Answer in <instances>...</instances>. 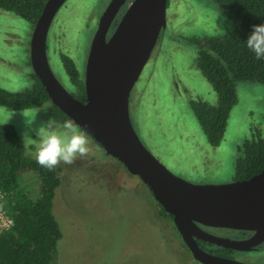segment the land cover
Masks as SVG:
<instances>
[{
	"label": "rangeland",
	"instance_id": "374dc122",
	"mask_svg": "<svg viewBox=\"0 0 264 264\" xmlns=\"http://www.w3.org/2000/svg\"><path fill=\"white\" fill-rule=\"evenodd\" d=\"M107 1L65 0L52 19L47 57L69 91L75 88L60 54L72 58L82 76L96 20ZM32 26L0 8V86L5 89L21 91L34 83L29 63ZM233 27L215 0H168L166 26L131 90L129 112L139 138L172 173L193 184L235 180V159L243 140L255 129L264 137L263 83L235 81L236 102L217 145L207 141L190 105L192 99L216 103L215 91L195 66L196 48L190 38L221 35ZM33 107L45 111L37 114V124L42 120L62 123L50 117L44 105ZM21 110L0 105V123H4L3 113L17 112L5 123L14 126L31 156L36 137L21 135ZM85 135L90 152L71 164L56 165L59 183L52 213L61 237L53 264H199L183 248L172 218L161 214L147 186ZM19 179L25 192L38 190L34 171H22ZM233 257L264 264V242L256 250L234 252Z\"/></svg>",
	"mask_w": 264,
	"mask_h": 264
},
{
	"label": "water",
	"instance_id": "95a60500",
	"mask_svg": "<svg viewBox=\"0 0 264 264\" xmlns=\"http://www.w3.org/2000/svg\"><path fill=\"white\" fill-rule=\"evenodd\" d=\"M108 0L99 13L84 69V100L67 90L52 71L46 41L52 19L65 0H45L29 38V63L51 103L71 118L125 169L137 176L172 217L184 244L203 264H249L206 252L195 237L236 250L264 241V168L245 179L193 184L172 173L139 138L129 112L131 90L166 26L167 0ZM109 33V35H108ZM201 226L248 230L234 240Z\"/></svg>",
	"mask_w": 264,
	"mask_h": 264
},
{
	"label": "trees",
	"instance_id": "16d2710c",
	"mask_svg": "<svg viewBox=\"0 0 264 264\" xmlns=\"http://www.w3.org/2000/svg\"><path fill=\"white\" fill-rule=\"evenodd\" d=\"M215 1L232 20L234 27L221 35L190 38L196 48L195 66L216 93L215 104L200 99L190 100L196 120L211 145L220 142L229 111L236 102L235 81L251 80L264 84V60H257L242 42L250 26L264 19V0ZM44 2L0 0V8L33 24ZM60 59L75 88L70 92L84 100L83 79L74 60L66 54H60ZM31 74L34 83L28 89L11 91L0 86V105L14 110L44 105L54 120L63 122L69 119L51 103L37 76L33 72ZM25 150L14 126L0 123V191L3 193L0 206L12 218V224L0 234V264H53L57 241L61 237L52 213L59 167L43 168ZM238 151L235 179L248 178L264 168V137L259 129L243 140ZM25 170L37 174V195L33 194L36 191L25 192L20 185L19 175ZM160 210L161 214L172 217L161 206Z\"/></svg>",
	"mask_w": 264,
	"mask_h": 264
},
{
	"label": "clouds",
	"instance_id": "9594fccd",
	"mask_svg": "<svg viewBox=\"0 0 264 264\" xmlns=\"http://www.w3.org/2000/svg\"><path fill=\"white\" fill-rule=\"evenodd\" d=\"M242 42L257 60H264V19L250 26ZM40 112L45 111L38 107H25L18 112L24 126L21 135L34 133L36 137L30 155L38 165L51 170L60 162L71 164L78 156L84 157L90 152L87 136L71 118L60 124L50 120L37 124V114ZM16 113H3L4 123Z\"/></svg>",
	"mask_w": 264,
	"mask_h": 264
},
{
	"label": "flooded vegetation",
	"instance_id": "af4514ba",
	"mask_svg": "<svg viewBox=\"0 0 264 264\" xmlns=\"http://www.w3.org/2000/svg\"><path fill=\"white\" fill-rule=\"evenodd\" d=\"M130 1L131 0H126L125 3L118 10L116 16L114 17V19H113V21H112V23L110 25V29H109L110 32L116 26L117 22L119 21L120 17L122 16L123 12L127 8V6L130 3ZM108 35H109V33H108ZM46 49H48V44L46 45ZM83 69H84V66H83ZM82 79H83V74H82ZM201 227L204 230H206V231H208L210 233H213V234H216V235H219V236H223V237H227V238H230V239H234V240H244V239H247L253 233L252 231H248V230L224 229V228L207 227V226H201ZM180 238H181V236H180ZM194 238H195V242L197 243V245L200 248H202L206 252H209V253H211L213 255H216V256H219V257L234 259V257H233L234 252L240 251V250H236V249H233V248H230V247H224V246L218 245L216 243L209 242V241L203 240L201 238H197L195 236H194ZM181 240H182V238H181ZM182 243H183V248L185 250L189 251V249L187 248V246L184 244L183 240H182ZM260 244H258L255 247H251L250 249H247V250H256L259 247ZM189 253L192 256V254H191L190 251H189ZM197 262L199 264H203V263H201L199 261H197Z\"/></svg>",
	"mask_w": 264,
	"mask_h": 264
},
{
	"label": "built area",
	"instance_id": "2783aa9c",
	"mask_svg": "<svg viewBox=\"0 0 264 264\" xmlns=\"http://www.w3.org/2000/svg\"><path fill=\"white\" fill-rule=\"evenodd\" d=\"M3 198V193L0 191V203ZM12 224V218L4 212L0 206V234L4 229H7Z\"/></svg>",
	"mask_w": 264,
	"mask_h": 264
}]
</instances>
